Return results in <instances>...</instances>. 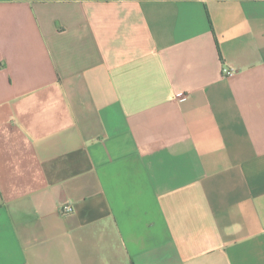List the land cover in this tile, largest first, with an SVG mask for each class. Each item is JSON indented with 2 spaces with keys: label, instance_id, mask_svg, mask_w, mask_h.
<instances>
[{
  "label": "crops",
  "instance_id": "0c3cea01",
  "mask_svg": "<svg viewBox=\"0 0 264 264\" xmlns=\"http://www.w3.org/2000/svg\"><path fill=\"white\" fill-rule=\"evenodd\" d=\"M0 264H264V0H0Z\"/></svg>",
  "mask_w": 264,
  "mask_h": 264
},
{
  "label": "built area",
  "instance_id": "2783aa9c",
  "mask_svg": "<svg viewBox=\"0 0 264 264\" xmlns=\"http://www.w3.org/2000/svg\"><path fill=\"white\" fill-rule=\"evenodd\" d=\"M223 72L225 75H231L233 73V69L225 65L223 67ZM63 210H64V212H71L73 210V208L69 205H66V206H64Z\"/></svg>",
  "mask_w": 264,
  "mask_h": 264
}]
</instances>
